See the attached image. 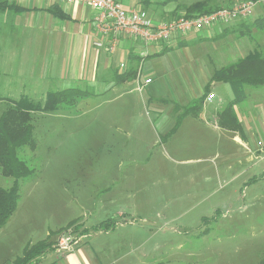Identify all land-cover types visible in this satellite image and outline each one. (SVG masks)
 Here are the masks:
<instances>
[{"label":"rangeland","instance_id":"rangeland-1","mask_svg":"<svg viewBox=\"0 0 264 264\" xmlns=\"http://www.w3.org/2000/svg\"><path fill=\"white\" fill-rule=\"evenodd\" d=\"M223 1L229 4V0ZM240 1L243 0H231L229 5ZM224 3L219 4L224 7ZM263 13L264 2H257L244 20L250 23L255 15L259 17ZM241 19L220 24L219 28L227 27L216 38H209V33L204 32L205 37L188 40L183 46L173 45L165 58L174 61L175 76L183 82L195 77L199 68L210 75L253 49L264 53V31L241 28L237 24ZM0 25L3 28L5 24L0 22ZM214 26L217 23L187 34ZM241 30L245 32L242 35ZM33 48L29 45V64L39 53ZM16 68L17 59L12 63L14 74ZM166 73L160 83H155V87L159 84L154 91L156 97H170L172 74ZM2 77L0 80H6ZM191 85L184 87L195 94L198 87L195 82ZM0 87V94L5 97V88ZM18 88H7L12 99L19 98ZM48 89L56 90L57 86L51 83ZM245 91L264 97V86H245ZM133 93L140 100L134 109L146 111L147 91L143 88L140 93ZM32 97L35 101L44 98L41 93ZM5 100L0 101V113L6 107ZM254 101L255 98L248 97L240 104L250 109ZM98 103L93 113L77 115ZM258 105L263 115L264 105L260 101ZM121 108L124 107L118 101L108 105L100 98L83 100L82 97L52 112L33 113V148L18 149V156L33 171L19 180L16 209L0 227V264L11 262L26 246L37 241L57 239L70 227H62L70 219L80 218L88 224L96 219L112 218L113 213H105L119 208L123 209L127 222L121 251L127 254L125 264L133 263L134 257L141 258V264H257L264 252L263 190L243 188L242 180L253 172L248 170L244 174L243 166L225 160H231L232 143L219 142L216 133L209 130L205 132V146H200V140L188 133L163 145L149 128L151 115L143 114V118H121L124 125L128 124L125 131L131 135L123 148V130L112 128V119L115 122L117 118L103 115L105 110ZM197 135H201L200 131ZM217 148L223 149L222 161L214 157ZM12 181L13 178L0 171V186L8 188ZM105 187L117 192L108 201H105ZM91 212L94 215L90 216ZM75 225L71 226L76 227V232L85 233V229ZM59 227L62 228L57 230Z\"/></svg>","mask_w":264,"mask_h":264},{"label":"crops","instance_id":"crops-1","mask_svg":"<svg viewBox=\"0 0 264 264\" xmlns=\"http://www.w3.org/2000/svg\"><path fill=\"white\" fill-rule=\"evenodd\" d=\"M5 1L15 2L25 10L0 11V22L5 24L3 28L0 25V76L3 75L2 78L6 79L0 80V86L5 88L6 93L5 97L0 94L1 98L12 99L7 89L10 86H19L20 95L26 94L31 99L38 93L44 97L48 91H54L48 89L51 83H54L57 86L56 90L73 87L85 91V96H92V98L83 96V100L100 98L101 102L108 105L121 102L124 108L105 110L103 115L111 119L117 118L116 124L112 119V128L123 130L125 134L121 142L123 148L131 135L130 132L125 131L128 129V124L124 125V120L121 118H143V114H150L151 118H148L147 122L149 128L155 133L157 141L163 145L171 144L177 136L188 133L200 140V146H205L203 145L207 138L205 132L214 131L217 136L215 139L217 138L219 142L224 140L232 143L231 160H225H229L231 165L243 166L241 171L244 174L248 170L253 172L250 177L242 180L243 188L252 187L253 191L261 188L264 195V114L260 115L258 105L259 101L260 105H264V97L260 98V94L256 95L254 92L248 94L244 88V98L234 103L230 107V114L227 115L226 107L235 97L229 84L211 81L212 73L207 75L200 68L195 72V77L186 78V82L184 80L181 82L175 76L174 61L165 58L167 51L173 45L183 46L188 40L205 37L204 32L209 33V38H216L227 26L219 28L220 24H217L211 29L201 30L203 32L200 35L201 31L190 34L187 32L174 35L167 41L150 44H143L137 38L119 33L115 48L111 52L105 47L94 46L95 41L108 40V36L98 33L94 26L96 9L81 3H62L57 0ZM117 1L124 8L138 7L145 10L153 22L175 18L177 14L183 13L184 6L197 2L178 0L162 4V0ZM209 2L213 3L212 0ZM54 3H57L68 16L67 18L55 16L45 10ZM216 3H224V1L216 0ZM228 3L230 4L231 0ZM229 4H225L224 7H230ZM255 16L257 18V15ZM6 25L7 27H4ZM29 45L34 46L33 49L39 52L36 57L30 59V64L27 63ZM15 55L18 56L13 58ZM186 56L189 57L187 51ZM15 59H17V68L14 74L12 63ZM185 65L186 61L183 68L186 67ZM187 68L190 69L188 63ZM167 71L172 74L170 97H156L154 91L159 84L155 87V83H160L159 80L163 74L167 75ZM11 76L15 79H11ZM144 77L152 78V82L144 87L147 91V110L143 112L139 108L134 109L140 105V100L133 92H138L135 89L136 83ZM191 82H195L198 87L195 94L188 92L184 87L192 86ZM40 86L43 88H39ZM207 88L208 93H206ZM210 93L214 94V98L207 100L206 96ZM248 97L250 100L255 98L253 103L255 106L252 108V104L250 109L246 104H240ZM98 106L99 103L85 111H79L77 115L93 113ZM192 106L195 108H189ZM179 116L181 120L177 128L167 136ZM138 128L140 127L137 126ZM198 131L201 133L200 136L197 135ZM141 138L139 136V140ZM222 150L217 148L214 152V157H219L221 161L224 160ZM236 176L238 179L240 175L237 173ZM103 190L105 201L117 194L109 187ZM122 210L119 208L105 213L114 214L112 218H108L113 220V224L107 230H91L93 225L106 220L107 217L88 224L80 218L70 219L62 227L74 222L73 224L79 225V229L87 230V237L71 252H57L55 249H50L30 264H125L127 254L121 251L122 244L126 241L125 223L127 222ZM92 211L96 212V210ZM92 214L91 212L90 216ZM55 239L52 240L55 242ZM130 264H141V258L134 257L133 263L131 261Z\"/></svg>","mask_w":264,"mask_h":264},{"label":"trees","instance_id":"trees-1","mask_svg":"<svg viewBox=\"0 0 264 264\" xmlns=\"http://www.w3.org/2000/svg\"><path fill=\"white\" fill-rule=\"evenodd\" d=\"M177 1L178 0H162L161 3L166 4ZM220 8L222 7L216 4V1L215 3H210L209 0H201L184 6L182 9L183 13L177 14L176 18L180 15L184 17H194L208 14ZM5 10L23 11L25 9L15 2L0 0V11ZM45 10L61 18L68 17L57 3L45 8ZM237 24L241 28L255 27L258 30L264 31V13L250 23L242 18ZM239 33L242 35L245 32L241 30ZM211 81L223 82L230 85L235 97L226 107L225 114L229 115L230 107L244 98L245 86H259L264 84V53L256 48L238 58L236 61L215 69L212 73ZM208 92L209 89L207 88L206 93ZM85 95V91L70 87L63 90L48 91L41 101H35L26 94L20 95L18 99L7 98L5 100L6 107L0 113V171L4 176L13 178V181L8 188L0 186V227L6 223L16 209L19 198V180L29 176L33 171V169L18 156L19 148L23 146L33 148V113L52 112L57 110L62 104L71 105L76 103L77 99ZM1 99L3 98L0 97V101ZM189 108H195V106ZM197 108H199V106H197ZM180 120L181 116L177 117L173 128L167 133V136L174 132ZM73 223L74 222H70L67 226H71ZM112 224L113 221L111 219H106L93 225L91 230H107ZM84 231L87 232L86 229ZM53 243L55 242L37 241L34 244L26 246L22 254L11 262L2 264H30L42 253L52 249ZM257 264H264V252Z\"/></svg>","mask_w":264,"mask_h":264},{"label":"built area","instance_id":"built-area-1","mask_svg":"<svg viewBox=\"0 0 264 264\" xmlns=\"http://www.w3.org/2000/svg\"><path fill=\"white\" fill-rule=\"evenodd\" d=\"M62 3H81L97 10L94 17V26L98 33L107 35L105 42L98 40L94 46L105 47L113 51L117 43L119 33L128 34L141 40L143 44L167 41L174 35H182L187 32L197 31L213 24H226L236 19H245L250 14L257 2L264 0H243L230 7H222L212 13L184 17L180 15L167 20L153 22L145 10L138 7L124 8L117 0H57ZM152 82V78L144 77L137 81L136 90L141 92L143 88ZM214 94H207L206 99L211 100ZM88 235L87 232H76L74 226L68 227L55 242L57 252H71Z\"/></svg>","mask_w":264,"mask_h":264}]
</instances>
